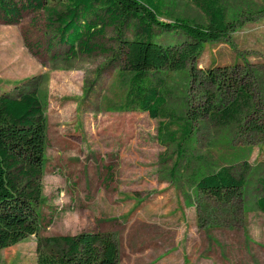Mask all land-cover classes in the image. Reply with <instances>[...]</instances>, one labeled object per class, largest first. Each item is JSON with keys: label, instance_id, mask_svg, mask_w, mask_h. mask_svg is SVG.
Wrapping results in <instances>:
<instances>
[{"label": "rangeland", "instance_id": "rangeland-1", "mask_svg": "<svg viewBox=\"0 0 264 264\" xmlns=\"http://www.w3.org/2000/svg\"><path fill=\"white\" fill-rule=\"evenodd\" d=\"M65 2L44 0V5L60 11ZM223 4L227 18L236 20L241 13L243 24L206 42L196 66L225 67L241 84L253 82V100L264 118V0ZM163 11L166 21L206 22L191 0H164ZM20 15L11 25L0 18V92L24 82L43 105L47 144L40 236L111 231L118 264H264V213L256 205L264 133L202 116L193 122L190 138L178 145L180 120L125 107L132 73L118 57L113 26L94 40L99 47L94 53L69 57L47 11L25 9ZM154 29L153 39L165 44L185 38L178 31ZM123 32L130 39L137 36L135 28ZM189 68L155 73L163 81L168 111L185 118L189 109L204 105L206 91L224 106L229 103L230 91L200 84ZM161 121L170 122L168 131L177 139L158 132ZM224 165L235 177L244 176L240 197L229 204L196 188L202 174ZM37 257L34 235L0 249V264H36Z\"/></svg>", "mask_w": 264, "mask_h": 264}, {"label": "trees", "instance_id": "trees-1", "mask_svg": "<svg viewBox=\"0 0 264 264\" xmlns=\"http://www.w3.org/2000/svg\"><path fill=\"white\" fill-rule=\"evenodd\" d=\"M203 13L206 22L189 19H162L164 0H66L63 9L44 5V0H0V18L6 25L17 24L25 9H44L56 25L58 42L69 57L92 54L94 40L104 35L107 26L117 30V43L123 68L132 73L125 107L146 112L151 118L178 119L181 139L190 138L193 122L202 116L221 125L237 123L248 132L264 133V118L253 100L254 83L241 84L225 67L201 69L196 61L204 44L228 36L243 24L241 16L227 18L223 0H191ZM250 19V18H249ZM247 18V20H249ZM154 26L161 31L181 32L180 42L165 44L154 40ZM135 28L136 37L124 35ZM190 66L192 79L230 91L231 100L224 106L212 92H205L201 108H191L185 118L176 117L166 108L163 81L155 76L161 70L181 71ZM194 73L197 75L195 76ZM27 82V81H25ZM244 121V122H243ZM160 122L158 132L174 141L169 123ZM243 122V123H242ZM46 120L42 102L35 89L16 82L0 92V249L18 243L30 235L37 239L36 264H118V248L111 231L85 230L73 235L40 236L43 217L41 178L45 169ZM261 195L256 200L264 213V175L258 179ZM244 176L235 177L230 165L202 174L196 181L198 191L221 204L240 197ZM44 242V244H43ZM45 245L46 251L40 246Z\"/></svg>", "mask_w": 264, "mask_h": 264}, {"label": "crops", "instance_id": "crops-1", "mask_svg": "<svg viewBox=\"0 0 264 264\" xmlns=\"http://www.w3.org/2000/svg\"><path fill=\"white\" fill-rule=\"evenodd\" d=\"M17 244V243H16ZM15 245V244H14ZM12 246V245H11ZM4 249V248H3Z\"/></svg>", "mask_w": 264, "mask_h": 264}]
</instances>
